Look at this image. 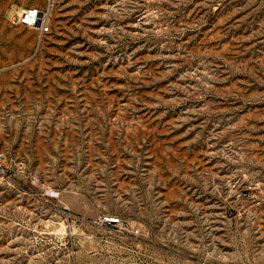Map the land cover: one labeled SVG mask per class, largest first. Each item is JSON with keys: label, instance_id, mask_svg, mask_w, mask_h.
<instances>
[{"label": "rangeland", "instance_id": "374dc122", "mask_svg": "<svg viewBox=\"0 0 264 264\" xmlns=\"http://www.w3.org/2000/svg\"><path fill=\"white\" fill-rule=\"evenodd\" d=\"M0 150V264H264V0H0Z\"/></svg>", "mask_w": 264, "mask_h": 264}, {"label": "built area", "instance_id": "2783aa9c", "mask_svg": "<svg viewBox=\"0 0 264 264\" xmlns=\"http://www.w3.org/2000/svg\"><path fill=\"white\" fill-rule=\"evenodd\" d=\"M15 23L27 25V26H38L41 31L40 34L45 33L48 30L46 25V17L44 11L38 7L23 8L13 17ZM11 181V172L7 162L6 154L0 150V184ZM46 195L51 198L59 197V191L53 188L46 190ZM102 224H109L118 226L121 224V219L118 216H104ZM138 233V230L135 231Z\"/></svg>", "mask_w": 264, "mask_h": 264}]
</instances>
